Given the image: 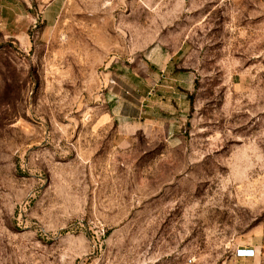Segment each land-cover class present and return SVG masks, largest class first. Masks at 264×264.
I'll use <instances>...</instances> for the list:
<instances>
[{"label": "rangeland", "instance_id": "1", "mask_svg": "<svg viewBox=\"0 0 264 264\" xmlns=\"http://www.w3.org/2000/svg\"><path fill=\"white\" fill-rule=\"evenodd\" d=\"M249 245L264 0H0V264H241Z\"/></svg>", "mask_w": 264, "mask_h": 264}, {"label": "crops", "instance_id": "2", "mask_svg": "<svg viewBox=\"0 0 264 264\" xmlns=\"http://www.w3.org/2000/svg\"><path fill=\"white\" fill-rule=\"evenodd\" d=\"M246 84L248 82L247 78L245 77ZM246 95H251L253 90L251 89H246L244 90ZM244 249H250L254 251V257L251 259H238L241 264H261V256H264V246L262 245H249L244 247Z\"/></svg>", "mask_w": 264, "mask_h": 264}, {"label": "built area", "instance_id": "3", "mask_svg": "<svg viewBox=\"0 0 264 264\" xmlns=\"http://www.w3.org/2000/svg\"><path fill=\"white\" fill-rule=\"evenodd\" d=\"M254 257V251L250 249L240 248L235 251V258L237 259H251Z\"/></svg>", "mask_w": 264, "mask_h": 264}]
</instances>
